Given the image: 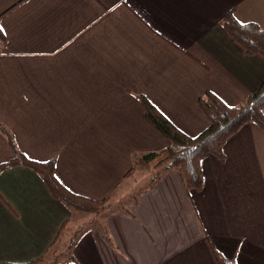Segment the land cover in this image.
<instances>
[{"label": "crops", "instance_id": "0c3cea01", "mask_svg": "<svg viewBox=\"0 0 264 264\" xmlns=\"http://www.w3.org/2000/svg\"><path fill=\"white\" fill-rule=\"evenodd\" d=\"M22 1L0 0V122L27 158L56 160L74 194L114 198L132 178L133 154L170 145L145 121L139 95L196 137L210 125L198 104L206 92L237 106L264 82V60L246 57L222 27L233 10L264 29V0ZM224 153L203 159L201 192L189 194L169 170L87 227L79 222L93 217L54 199L30 169L0 172V264L45 255L63 258L56 264H217L213 250L264 264V131L246 125ZM14 158L0 131V165ZM76 219L71 248L61 249Z\"/></svg>", "mask_w": 264, "mask_h": 264}, {"label": "trees", "instance_id": "16d2710c", "mask_svg": "<svg viewBox=\"0 0 264 264\" xmlns=\"http://www.w3.org/2000/svg\"><path fill=\"white\" fill-rule=\"evenodd\" d=\"M222 27L228 38L242 49L246 57H259L264 60V29L262 27L255 23H240L234 16L233 10L224 17ZM4 43L5 34L0 31V48ZM138 99L143 107L145 121L170 142V145L161 151L133 154L134 167L126 174V178L133 177L137 168L152 172L147 189L153 188L166 171L175 170L179 173L189 194L192 191L201 192L205 185L202 170L204 158L214 156L220 161H225V144L246 125L255 124L264 131V82L237 106H229L216 94L206 92L199 99L198 104L210 125L196 137H191L174 126L144 95H139ZM0 131L6 136L15 153L13 160L0 165V172L20 166L30 169L43 180L54 199L74 211L97 214L113 207L112 197L97 201L68 190L56 177V160L39 162L27 158L19 151L12 133L1 122ZM122 212L133 216L124 206H122ZM105 235L107 241L111 242L108 232ZM73 242L69 244V249ZM213 253L217 264H237L236 261L225 258L215 250ZM54 254L56 256L57 252ZM70 255L69 253L68 258L75 261ZM56 262V257L51 260L45 255L26 263L6 264H56Z\"/></svg>", "mask_w": 264, "mask_h": 264}, {"label": "rangeland", "instance_id": "374dc122", "mask_svg": "<svg viewBox=\"0 0 264 264\" xmlns=\"http://www.w3.org/2000/svg\"><path fill=\"white\" fill-rule=\"evenodd\" d=\"M137 174L134 175L132 178H130L126 183L125 185L123 186V188L119 191V193L117 195L114 196V198H112V203H114V206H120L121 204L122 205H128L129 203V200H131L133 197L137 196L139 194V191L141 189H145V187L148 186V184L150 183L151 181V178L152 175L146 173V171H141L139 168L137 170ZM150 178V179H149ZM127 202V204H126ZM124 203V204H123ZM78 212V211H76ZM85 213V212H83ZM86 214H89L90 216H99L100 214L102 213H86ZM95 217L91 218V219H83L79 222V219H76L74 221V223H72L69 227V229L66 231V233H64L63 235V240L60 242V245H62L61 249H65V245H66V241L67 243H69L71 237L68 235H72L74 234V232L79 229V224H76V222H79L80 223V226H83L84 227H87L89 225H93L95 223ZM82 229V228H81ZM68 239V240H67ZM70 244V243H69ZM60 249V248H59ZM66 250V249H65ZM52 260V259H51ZM59 260H63L62 259H59V257L57 258V261Z\"/></svg>", "mask_w": 264, "mask_h": 264}, {"label": "snow or ice", "instance_id": "6c2138e0", "mask_svg": "<svg viewBox=\"0 0 264 264\" xmlns=\"http://www.w3.org/2000/svg\"><path fill=\"white\" fill-rule=\"evenodd\" d=\"M0 31H3V28H2V26H0Z\"/></svg>", "mask_w": 264, "mask_h": 264}]
</instances>
